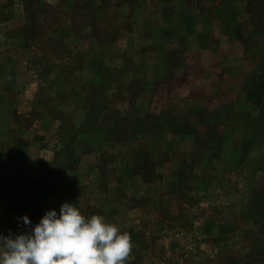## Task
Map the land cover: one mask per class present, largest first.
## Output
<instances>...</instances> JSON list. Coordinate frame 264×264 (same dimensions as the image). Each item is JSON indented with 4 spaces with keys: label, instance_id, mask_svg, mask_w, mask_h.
<instances>
[{
    "label": "crops",
    "instance_id": "0c3cea01",
    "mask_svg": "<svg viewBox=\"0 0 264 264\" xmlns=\"http://www.w3.org/2000/svg\"><path fill=\"white\" fill-rule=\"evenodd\" d=\"M248 1L245 12L256 21ZM127 2L118 6L119 17L127 18ZM141 2L136 0L133 28L116 26L119 34L107 44L89 27L77 32L69 19L51 29L45 41L60 42V49H40L47 59L42 67L25 46V0H0V233L27 231L21 216L27 214L34 225L68 201L130 235L127 264H263L264 238L245 248L241 243L248 242L244 229L264 226V29L245 41L236 28L219 30L216 13L197 11L201 19L185 36L173 38L177 47L205 49L212 56L214 41L231 40L236 59L252 53L256 63L237 68L232 80L221 67L214 102L209 92L198 100L188 93L179 96L190 99L185 109L165 100L156 107V88L177 78L187 55L175 59L165 44L142 49L160 42L151 41L147 31L166 42L180 27L167 31L166 18L177 14L160 4L140 7ZM139 19L145 35L136 40ZM226 21L221 18L222 25ZM231 83L232 91L225 87ZM91 120L96 122L89 125ZM135 123L141 126L136 135ZM201 123L214 129L216 145L200 139ZM109 155L114 158L106 174ZM187 195L195 196L193 203L182 198ZM169 206L178 214L174 219L163 216ZM154 234L164 247L160 253L139 246L151 243ZM233 245L236 253L228 252Z\"/></svg>",
    "mask_w": 264,
    "mask_h": 264
},
{
    "label": "rangeland",
    "instance_id": "374dc122",
    "mask_svg": "<svg viewBox=\"0 0 264 264\" xmlns=\"http://www.w3.org/2000/svg\"><path fill=\"white\" fill-rule=\"evenodd\" d=\"M48 1L49 0H27L29 8L27 9L28 26L25 36V46H27V48L31 50L28 55L30 56L31 61L34 64H40L41 62L43 64L42 67H44V64L47 59L40 56V49H44L46 46L49 50L53 49L52 51H57L58 49H60V42L48 44L46 43V33L51 29L61 27L63 25V22L68 21L67 19H69L70 14L74 15L75 17V26L77 32L81 33V30L86 27H89V32L91 34L97 35L103 44H107L119 34V31L116 30V26H123L127 30H131L133 28L131 17L133 16L135 9L137 8L136 0H131V2L130 0H105V4H100L99 0H92L93 6L91 5V8L94 14L93 16L88 11L85 5L84 7L74 8L73 10H71V8L73 7L72 4L74 3V0H58L57 4ZM85 1L87 0H81L82 3H84ZM126 1L129 2L125 3V5L122 6L124 7L123 9L125 10V12L127 13V18L119 17L117 13L118 6H120ZM246 1L247 0H150L149 2V0H142L139 5L140 7L143 5L158 6V4H160L164 6V9L166 11L174 12L177 14L176 16L178 17L176 19L169 17L166 18L165 21L167 23V31L176 27H180L179 32L171 33L170 37L167 38L166 42H162L161 37L150 34L149 31H147L146 35L147 37H150L151 41L160 39L161 43L159 42V44L157 45L154 44L142 47V49L144 51L156 50V48L159 49L160 47H163V44H165L171 48L170 51L171 56H173V58L177 59L182 55H187L186 66L178 69L177 78L167 85L158 87V89L156 88L158 97L161 96V101L160 99L158 101L157 99L154 101L156 102V107L159 106V103L162 104L161 102L165 100L167 102H171L172 104L176 103L178 106H176V108L185 109L189 105L190 99L180 100L179 96L181 94L187 95L188 93L190 94V97L194 96V98L192 97L191 99L198 100L202 95H205L209 92L212 94L213 98H211V100L214 102V100L219 99L220 96L212 90L216 75H219V70H222L221 67H223L224 71L227 70V72H231L229 77H231L232 80L235 78V76L237 78V68H243L245 67V65H247V67H252L256 63L252 53H250L246 59H236V54H238V48L236 44L230 43L231 40H229L228 43H223L217 40L214 41L215 47L211 56L205 49H182L185 44L183 46L177 47V39H173L175 37L178 38L177 34L179 33L185 36L187 30L190 28V24L193 25L195 20L198 21L199 19H201V16L197 11L200 10L202 12V10H210L211 12L217 14L215 15V21L218 22L215 24H217L216 26L217 28H219V30L221 28H224L225 25L228 29L236 28L241 39L249 42L254 41L253 39L255 38V35L259 31L263 30L264 26L262 25L261 20H251L248 12H245L244 3ZM118 2H120V4H117ZM222 17H227V21L223 23V25L221 22ZM150 18L151 14H146V17L144 18L146 26H149ZM108 24L111 26V29L108 27ZM261 25L263 26L262 28ZM139 28H142L141 19L138 20L137 29L133 33V38L136 40L139 37L141 39L145 35V31L139 30ZM85 33H88L87 29ZM260 44L264 45V39L260 42ZM32 46H35V48H32ZM258 48L259 47L253 48V52L259 50ZM70 53L72 55V51ZM212 73L214 75H211ZM171 74L172 73L170 72L169 76H171ZM133 87H135L134 84ZM225 87H227L228 89L230 88V90L232 91L234 88H236V85L231 83ZM134 92V90H131V93L126 96L129 98V96L131 97L132 93ZM261 92L264 93V83L263 85H261ZM151 121L155 123L158 122L157 118L154 116L151 118ZM93 122H96V120H91L89 122V125ZM179 124L181 126L184 125L185 122H180ZM138 129H141V126L135 123V129H133V133L135 135L138 131H140ZM213 130L214 129L210 127H206L204 123H201V125H199L198 134L200 139L203 140L204 144H217V138L213 136ZM112 158L114 157L110 155L104 157L105 163L103 171H105L106 174L110 173V170L109 168H107V165L112 160ZM166 159H168V157H166ZM170 198L177 199L178 197L171 196ZM182 198L191 203H193L195 200V196L193 195H187ZM185 213L186 212L184 211L182 212V214L180 213V215L182 216ZM163 216L166 219H174L176 216H178V214L176 213L175 207L169 206L165 209ZM233 219V222H236L239 217H233ZM157 221L158 220H153V217H150L149 219V222L151 224L157 223ZM249 228L250 229H244V231L246 232L243 233V239L248 241L244 245L242 241L241 246L244 248L247 245L251 246L253 241H256L255 244H258L260 239L264 238L263 225L259 224V226H250ZM154 231L157 232V229H155ZM154 235V240L151 238V243H143L142 245L141 241L139 243L140 248H144L145 250L151 249L154 253L162 252L164 247L161 245V239H159L160 237H158L157 234ZM138 239H140V237H138ZM146 246L147 248H145ZM235 246L236 248L233 249ZM234 250H238L237 245L229 247L228 252L236 253ZM246 263H249V261H246ZM257 263H260V261H257ZM261 263L264 264V260H261Z\"/></svg>",
    "mask_w": 264,
    "mask_h": 264
},
{
    "label": "clouds",
    "instance_id": "9594fccd",
    "mask_svg": "<svg viewBox=\"0 0 264 264\" xmlns=\"http://www.w3.org/2000/svg\"><path fill=\"white\" fill-rule=\"evenodd\" d=\"M27 231L0 233V264H127L131 237L102 215L85 216L76 203L65 201L47 210Z\"/></svg>",
    "mask_w": 264,
    "mask_h": 264
},
{
    "label": "trees",
    "instance_id": "16d2710c",
    "mask_svg": "<svg viewBox=\"0 0 264 264\" xmlns=\"http://www.w3.org/2000/svg\"><path fill=\"white\" fill-rule=\"evenodd\" d=\"M99 1H100V4L106 3L105 0H99ZM120 2H118L117 4H120ZM25 3L27 6V9H28L29 7H28L27 0H25ZM248 3H249V10L255 16H257V18H259V20H261L260 18L264 19V0H249ZM84 5L87 7L88 11L94 16L92 8H91V5L93 6L92 0H87L84 3H82L81 0H74V3L72 4L73 7L71 8V10H73L74 8L84 7ZM258 7H260V8H258ZM69 19L71 20L72 27L76 30V26H75L76 20H75L74 15L70 14ZM261 22H263V21L261 20ZM88 24H90V23H88Z\"/></svg>",
    "mask_w": 264,
    "mask_h": 264
}]
</instances>
